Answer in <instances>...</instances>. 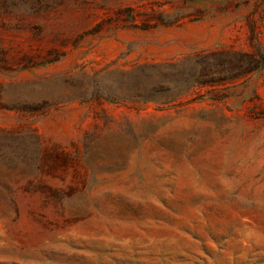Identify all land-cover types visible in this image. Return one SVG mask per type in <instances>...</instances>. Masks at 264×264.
I'll use <instances>...</instances> for the list:
<instances>
[{"label": "rangeland", "instance_id": "obj_1", "mask_svg": "<svg viewBox=\"0 0 264 264\" xmlns=\"http://www.w3.org/2000/svg\"><path fill=\"white\" fill-rule=\"evenodd\" d=\"M0 264H264V0H0Z\"/></svg>", "mask_w": 264, "mask_h": 264}, {"label": "trees", "instance_id": "obj_2", "mask_svg": "<svg viewBox=\"0 0 264 264\" xmlns=\"http://www.w3.org/2000/svg\"><path fill=\"white\" fill-rule=\"evenodd\" d=\"M4 5H5V6H6V5L8 6V4H6V3H4ZM12 6H13L14 8H17V5H16V4H14V3H13V5H12Z\"/></svg>", "mask_w": 264, "mask_h": 264}]
</instances>
